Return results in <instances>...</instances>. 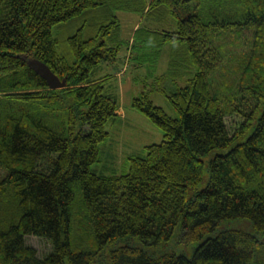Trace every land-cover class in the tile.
<instances>
[{"label": "trees", "instance_id": "16d2710c", "mask_svg": "<svg viewBox=\"0 0 264 264\" xmlns=\"http://www.w3.org/2000/svg\"><path fill=\"white\" fill-rule=\"evenodd\" d=\"M117 11L141 16V61L169 56L172 87L158 91L175 116L133 96L161 138L106 175L99 144L120 105L93 73L122 43ZM221 38L244 50L212 85ZM29 57L66 86L51 89ZM213 149L224 151L204 160ZM0 169V264H264V0H0ZM73 206L85 217L76 249Z\"/></svg>", "mask_w": 264, "mask_h": 264}, {"label": "rangeland", "instance_id": "374dc122", "mask_svg": "<svg viewBox=\"0 0 264 264\" xmlns=\"http://www.w3.org/2000/svg\"><path fill=\"white\" fill-rule=\"evenodd\" d=\"M76 28V23H69L59 29H55L54 35L62 38L74 33ZM119 33L122 43L120 46L118 45V47H120L118 52L115 53L112 59L101 60L93 73L95 78H107L105 92L116 95L120 105L118 113L121 114V117L117 116L114 121L107 123V129L110 131L109 137L106 141L99 144V155L102 161L99 168L102 173L106 175L126 170V162L128 160H125V158L127 156L131 153H139L149 144L158 143L161 138V131L144 114L131 106L130 103L133 96H139L141 93H145L155 106H159L167 114L175 116L174 109L168 98L164 93L158 91V88H164L169 91V88L172 87V75L170 73H165V65L167 64L166 56H168L166 52H163L165 56L163 59L160 54L157 53L156 59L150 56L141 61L140 57L135 55L137 54L136 48L132 47L131 49L132 38L123 32V28ZM137 38L139 39V31L137 32ZM117 40L119 41V37ZM168 47H170V45H168ZM217 48L221 60L218 69L214 70L209 76V82L212 85H216L218 82H225L234 77L235 61L242 55L244 50V46L239 44V41L236 39L225 42L221 38L218 40ZM154 49L156 50V48ZM145 52H147V50H145ZM139 62H141L142 65H139ZM129 74L131 77L134 76L136 79H139L138 82L133 83ZM121 78L128 81L123 85L126 89L123 87L120 91L116 87V84L119 83ZM103 82H105V79ZM121 82L123 83V81ZM121 85L122 84H119V86ZM225 119L229 132L234 131L240 123V118L236 114L227 115ZM119 120H121V125H116ZM239 139H244V136H241ZM223 151L224 150L213 149L207 155L203 156V159L206 160L210 156ZM105 152L110 155L107 157L104 155ZM110 156H113V158ZM111 168H115V171ZM96 169L100 172L98 168ZM1 173L2 170L0 169V174ZM207 174L208 172L205 169V179ZM75 194V202H78L80 192L77 190ZM79 209L80 208L76 206H73L71 209V244L73 249H76L78 244L80 245L78 241L80 237L79 225L85 220L82 210ZM26 242L35 247L39 255H44L51 249L50 242L36 235L27 236Z\"/></svg>", "mask_w": 264, "mask_h": 264}, {"label": "water", "instance_id": "95a60500", "mask_svg": "<svg viewBox=\"0 0 264 264\" xmlns=\"http://www.w3.org/2000/svg\"><path fill=\"white\" fill-rule=\"evenodd\" d=\"M26 63L31 69H33L37 74L46 80L48 86L51 89L62 88L66 86V78H60L46 63L32 57L27 58Z\"/></svg>", "mask_w": 264, "mask_h": 264}, {"label": "crops", "instance_id": "0c3cea01", "mask_svg": "<svg viewBox=\"0 0 264 264\" xmlns=\"http://www.w3.org/2000/svg\"><path fill=\"white\" fill-rule=\"evenodd\" d=\"M116 15H117V17H118V19L120 21L121 30L123 28V32L127 36L132 38L134 32L136 31V29L138 28V26H139V24L141 22V16L139 14H136V13L125 12V11H117ZM129 77H130L131 80H133V78L130 76V74H129ZM121 81H123V83ZM127 81L128 80H125L124 78H121L119 80V83L116 84V87L121 91L123 89V87L125 88V86H123V85H125L127 83ZM119 84H122V85L119 86Z\"/></svg>", "mask_w": 264, "mask_h": 264}]
</instances>
